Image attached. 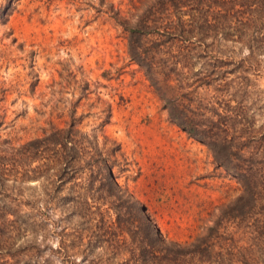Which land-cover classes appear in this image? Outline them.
Masks as SVG:
<instances>
[{
  "label": "rangeland",
  "instance_id": "1",
  "mask_svg": "<svg viewBox=\"0 0 264 264\" xmlns=\"http://www.w3.org/2000/svg\"><path fill=\"white\" fill-rule=\"evenodd\" d=\"M151 1L13 0L7 20L0 21V209L21 203L26 212L49 214L31 242L21 229L0 243L17 251L0 254V264H123L129 256L114 232V210L105 203L89 197L87 208L67 213L62 200L48 197L44 184L32 180L18 196L12 148L72 118L81 131L95 135L118 184L144 205L167 240L193 241L241 194L238 173L169 118L144 69L128 54V32L115 12L132 17ZM6 2L0 0V8ZM262 48L254 52L259 71L247 82L243 116L233 125L236 132H229L247 145L264 135ZM234 49L238 57L248 53ZM259 150L264 161V140ZM228 231L235 232L232 252L245 248L250 254L253 234L243 237L231 225Z\"/></svg>",
  "mask_w": 264,
  "mask_h": 264
},
{
  "label": "trees",
  "instance_id": "2",
  "mask_svg": "<svg viewBox=\"0 0 264 264\" xmlns=\"http://www.w3.org/2000/svg\"><path fill=\"white\" fill-rule=\"evenodd\" d=\"M6 1L0 8L2 22L13 3ZM138 10L142 13L132 17L118 11L114 16L128 32L130 58L144 69L169 118L238 173L241 194L193 241L167 240L146 216L144 205L118 184L110 156L95 135L81 131L72 118L65 127H51L12 148L18 196L32 180L44 184L48 197L53 193L62 200L67 213L87 208L89 197L105 203L114 210V232L128 248L123 264H264V161L258 160L264 135L247 145L229 133L243 116L250 75H258L254 52L264 47V0H155ZM236 46L248 53L238 57ZM204 88L213 92L205 96L199 92ZM62 191L65 195L59 197ZM21 206L0 209V243L15 239L21 229L31 242L33 232L47 222L44 210L32 214ZM230 225L243 237L253 234L250 254L245 248L232 252L235 232L228 231ZM16 252L0 248L5 257Z\"/></svg>",
  "mask_w": 264,
  "mask_h": 264
}]
</instances>
